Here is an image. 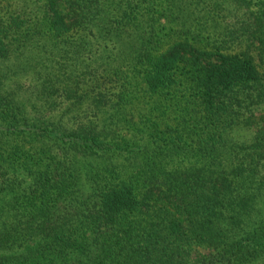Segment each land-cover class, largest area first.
I'll use <instances>...</instances> for the list:
<instances>
[{"label": "trees", "instance_id": "1", "mask_svg": "<svg viewBox=\"0 0 264 264\" xmlns=\"http://www.w3.org/2000/svg\"><path fill=\"white\" fill-rule=\"evenodd\" d=\"M0 264H264V0H0Z\"/></svg>", "mask_w": 264, "mask_h": 264}, {"label": "rangeland", "instance_id": "2", "mask_svg": "<svg viewBox=\"0 0 264 264\" xmlns=\"http://www.w3.org/2000/svg\"><path fill=\"white\" fill-rule=\"evenodd\" d=\"M231 13L232 12H229V14L228 13H224L223 15H224V19L227 21L226 22V25H229V26H224V24H221L222 26H220V28L221 29H219V30H217L218 29V25H214L215 27H216V32L218 33V35H219V37H221L222 38V34H223V30L222 29H224V28H226V27H234V25H237L235 22H234V20L232 19V17H231ZM234 13V12H233ZM235 14V13H234ZM162 22V21H161ZM216 33V34H217ZM212 35H214V33L212 32ZM208 39V37H206V36H204V42L206 41ZM215 39H217V38H215ZM224 39H228L227 38V35L224 37ZM243 45V44H242Z\"/></svg>", "mask_w": 264, "mask_h": 264}]
</instances>
